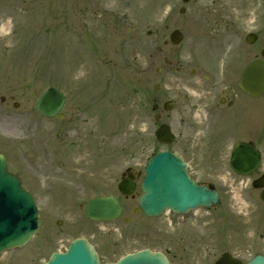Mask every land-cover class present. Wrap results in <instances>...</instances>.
Listing matches in <instances>:
<instances>
[{
	"label": "rangeland",
	"instance_id": "rangeland-1",
	"mask_svg": "<svg viewBox=\"0 0 264 264\" xmlns=\"http://www.w3.org/2000/svg\"><path fill=\"white\" fill-rule=\"evenodd\" d=\"M176 28L185 41L175 50L164 42ZM251 32L261 37L249 47L244 42ZM262 48L264 0H0V153L40 208L34 239L4 253L0 264H45L78 234L92 241L103 264L143 248L168 254L172 264H214L225 252L249 261L264 252V204L227 162L234 140L206 161L214 130L206 113L219 91L201 100L213 90L202 75L221 83L218 73L229 61L240 67ZM53 86L67 96L62 121L36 111L39 97ZM166 101L175 104L162 112L177 137L170 146L156 140L152 108L158 103L163 111ZM246 102L250 118H263L264 149V97ZM164 149L183 154L198 180L218 183L219 208L185 217L136 215L133 224L142 228L123 219L87 218L90 199L116 194L129 167L143 176L150 157ZM58 219L63 226H56Z\"/></svg>",
	"mask_w": 264,
	"mask_h": 264
},
{
	"label": "water",
	"instance_id": "water-1",
	"mask_svg": "<svg viewBox=\"0 0 264 264\" xmlns=\"http://www.w3.org/2000/svg\"><path fill=\"white\" fill-rule=\"evenodd\" d=\"M188 1V0H185ZM183 35L175 31L171 42L179 44ZM255 38H248L253 42ZM264 56V52H263ZM241 89L250 96L259 97L264 93V62L250 64L241 76ZM65 103V97L55 88L49 89L39 100L38 110L47 117L56 116ZM171 105H166L170 109ZM59 119L62 115H59ZM158 140L171 143L174 140L170 129L163 125L157 132ZM259 155L247 145L240 144L235 149L232 166L239 173L256 170ZM247 168L245 169V167ZM187 165L177 153L164 151L151 158L145 169L146 177L142 184L141 205L150 216H158L165 209L186 213L199 206L210 207L218 203L216 191L195 185L187 173ZM264 186V178L254 184ZM121 188V187H120ZM134 190V184L126 186ZM264 201V192L261 197ZM87 213L92 219L113 220L120 216L121 207L113 197L98 198L91 201ZM37 229L35 202L22 187L20 179L7 171L6 158L0 155V253L5 249L22 247L33 237ZM48 264H99L93 249L85 240L73 242L70 251L55 254ZM117 264H169L161 254L142 251L129 255ZM216 264H242L229 254L223 255ZM249 264H264V257H256Z\"/></svg>",
	"mask_w": 264,
	"mask_h": 264
},
{
	"label": "flooded vegetation",
	"instance_id": "flooded-vegetation-1",
	"mask_svg": "<svg viewBox=\"0 0 264 264\" xmlns=\"http://www.w3.org/2000/svg\"><path fill=\"white\" fill-rule=\"evenodd\" d=\"M206 80L208 78L206 77ZM222 93H224V96L219 100L218 104H215V106L208 109V114L210 118H212V126L225 130L218 131L217 132V138H223L224 136L228 134L235 133L237 134L240 131H248V133H251L254 135V143L249 140H242L247 141L250 143H253L254 148H259L261 150V138H262V126H261V119L258 118V121L256 120L255 123L248 122L246 120L240 121L239 120V114L242 110V107L240 105L241 99L240 95L238 93V84L234 85L233 88H231L230 85L224 86L221 90ZM212 94V91H206L201 96V100L208 98ZM195 107H198V104L194 105ZM230 113L232 116L230 118H226L225 121L221 122V118L224 116V114ZM215 134V131L212 132ZM210 160H214L216 158L217 150L210 149ZM222 152V150H221ZM199 166V165H198ZM207 172V171H206ZM128 176V175H127ZM129 176L136 178L135 172H130ZM204 185H210L211 183L207 180L200 181ZM124 199V202L126 205L124 206V210L128 209L129 205L133 203L136 199V195L130 196V197H122ZM135 208H132L131 211L133 212Z\"/></svg>",
	"mask_w": 264,
	"mask_h": 264
}]
</instances>
